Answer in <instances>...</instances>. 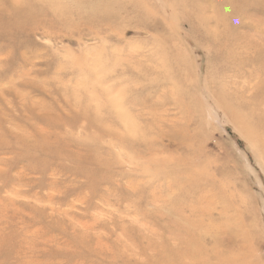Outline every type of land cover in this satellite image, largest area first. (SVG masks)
I'll list each match as a JSON object with an SVG mask.
<instances>
[{
    "label": "rangeland",
    "instance_id": "1",
    "mask_svg": "<svg viewBox=\"0 0 264 264\" xmlns=\"http://www.w3.org/2000/svg\"><path fill=\"white\" fill-rule=\"evenodd\" d=\"M0 264H264V0H0Z\"/></svg>",
    "mask_w": 264,
    "mask_h": 264
}]
</instances>
